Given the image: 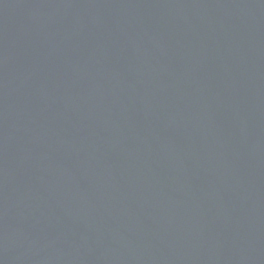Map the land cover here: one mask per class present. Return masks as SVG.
I'll use <instances>...</instances> for the list:
<instances>
[{
  "label": "water",
  "instance_id": "1",
  "mask_svg": "<svg viewBox=\"0 0 264 264\" xmlns=\"http://www.w3.org/2000/svg\"><path fill=\"white\" fill-rule=\"evenodd\" d=\"M0 264H264V0H0Z\"/></svg>",
  "mask_w": 264,
  "mask_h": 264
}]
</instances>
